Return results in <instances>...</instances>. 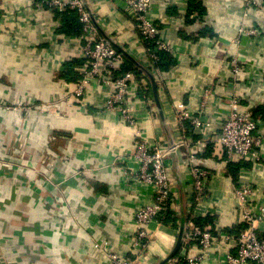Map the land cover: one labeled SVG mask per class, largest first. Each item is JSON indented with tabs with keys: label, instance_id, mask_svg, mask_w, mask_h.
I'll list each match as a JSON object with an SVG mask.
<instances>
[{
	"label": "crops",
	"instance_id": "0c3cea01",
	"mask_svg": "<svg viewBox=\"0 0 264 264\" xmlns=\"http://www.w3.org/2000/svg\"><path fill=\"white\" fill-rule=\"evenodd\" d=\"M96 1H87L88 6ZM202 2L206 14L201 18L192 15L194 23L186 24V0L175 5L169 0H154L151 16L175 48L176 64L163 72L161 85L155 84L162 114L150 82L155 111L150 115L142 111L137 116L142 136L149 142L160 139L169 144L168 134L174 141V106L181 102L195 108L201 90L210 82L217 84L229 72L228 55L237 56L241 65L249 66L242 82L236 83L237 95L252 112L261 108L264 115L263 13L246 14L247 22L257 24L262 20L260 40L245 38L244 46L237 48L233 41L245 8L243 0ZM34 3L35 0H0V160L4 159L0 176L6 174L7 168L24 172V167L27 172L17 175L16 185L9 174L5 181L0 180V264H109L95 243L106 242L110 250L125 254L127 246L121 239L133 229L132 212L152 202L149 188L134 179L139 168V162L131 157L135 153V130L122 125L116 113L105 112L103 99L93 93L86 112L72 111L64 118L2 108L3 97L31 99L36 104L59 100L65 82L59 78L60 72L65 63L76 59L73 43L65 45L51 39L52 18L43 10L34 13ZM99 4L93 15L105 17L102 31L144 65L143 46L136 30L127 24L121 2L106 0ZM10 11L24 12V24L4 20ZM177 18L182 20L178 22ZM203 28L212 31L211 38L190 41L180 35L184 31L196 37ZM225 113L218 99L212 98L209 118L220 124ZM260 123L264 137V122ZM200 139L206 145L189 152L197 160H204L209 169L226 174L228 169L216 153L211 135ZM187 152L188 148L183 147L180 155ZM171 159L178 213L182 208L187 218H212L214 223L207 228L213 233L235 228L236 233L237 228H242L236 227L239 217L232 208V179L225 175L222 180L212 181L207 201L194 207L182 191L180 194L178 182L183 186L190 183L188 174L179 173L181 157ZM237 183L251 185L256 201L264 205V166L239 170ZM263 228L261 225L259 229ZM151 231L152 247L136 264H162L175 244L178 230L154 224ZM211 251L202 264H222L223 253L214 248Z\"/></svg>",
	"mask_w": 264,
	"mask_h": 264
},
{
	"label": "built area",
	"instance_id": "2783aa9c",
	"mask_svg": "<svg viewBox=\"0 0 264 264\" xmlns=\"http://www.w3.org/2000/svg\"><path fill=\"white\" fill-rule=\"evenodd\" d=\"M87 1L91 2V0H35L33 7L34 13L43 10L52 18L51 39H57L65 45L74 44L76 59L82 60V65L77 68L80 79L75 82L65 81L59 100L36 104L31 99L6 100L3 97L2 108L8 112L19 109L26 113L34 111L40 115L64 118L72 111L86 112L89 98L93 93L92 95L97 94L103 99L101 105L105 112L116 113L122 125L135 130L136 139L133 144L135 153L131 157L139 162V168L134 174V179L149 188L152 192V202L136 207L132 212L133 229L121 239V243L127 246L125 254L110 250L106 242L95 243V247L102 249L109 264H136L148 255L152 247L151 226L154 224L163 226L162 221L168 212L178 210L170 174L173 167L171 157L177 155L181 157L179 161L177 159L179 173H186L190 177L188 186H183L180 182L181 191L192 202V206H201L209 197V186L212 181L222 180L225 175L230 179L231 177L228 171L221 174L209 169L206 162L197 160L189 149L206 145L205 142L202 143L200 137L211 135V143L226 167L237 163H247L253 167L264 166L263 129L260 121L254 118L251 109L245 106L242 98L236 93L238 85L236 83L242 82L243 72L248 71L249 66L241 65L237 56L228 55L229 72L217 84L210 82L201 90L195 108L181 102L174 106L172 128L174 141L169 144L160 139L147 141L142 136L137 116L142 111L150 115L155 108L152 98L146 94L149 91L148 79L144 75H136L131 70L121 71L124 63L123 53L108 43L99 32V29L102 30L106 25L105 17L100 16L98 19V16L93 15L95 6L106 0L96 1L92 7L88 6ZM112 1L121 2V8L127 17L126 22L130 28L136 30L138 42L143 46L146 55V63L143 66L149 68L155 84L161 85L163 73L155 67L156 52L164 51L175 57L176 50L168 39L163 37L151 16L154 0ZM169 1L175 5L179 0ZM243 2L245 8L241 12L238 34L233 41L237 48L244 46L245 38L255 42L260 40L263 29L262 20L254 24L252 21L247 22L246 19L247 12H261L264 15L262 0ZM69 11L75 12L82 24L80 36L69 37L58 32L62 25L61 14ZM3 18L20 21L23 25L26 15L24 12L10 11ZM179 20L182 18H177L178 22ZM147 42H150L154 49L145 47ZM212 98H217L226 109L224 120L220 124H215L208 116ZM262 106L264 108V101ZM198 136L199 139L196 138ZM183 147L188 148L185 156L180 155ZM3 160H0V163ZM21 169L24 172L12 168H7L4 172L10 175L13 185L18 181L17 175L27 174L26 168ZM6 174L0 176V180L5 181ZM230 191L232 208L239 217L236 227L242 225V228L236 233L224 229L219 233H213L210 228H200L192 222L193 218H190L184 225L178 254L176 253L177 255L167 264H202L204 258L210 255L212 248L223 253L222 264H264V228L259 229L261 225L264 226V205L256 201L254 188L249 184L237 183Z\"/></svg>",
	"mask_w": 264,
	"mask_h": 264
},
{
	"label": "trees",
	"instance_id": "16d2710c",
	"mask_svg": "<svg viewBox=\"0 0 264 264\" xmlns=\"http://www.w3.org/2000/svg\"><path fill=\"white\" fill-rule=\"evenodd\" d=\"M186 1H187L186 24L194 23V20L196 18H201L203 15L206 14V10H205L202 0H186ZM192 15L196 17L194 18V20L190 18L192 17ZM61 18H62V25L59 28V31H58L59 33H62L65 36H69V37L70 36L71 37L80 36L82 34V29H83L82 24L79 22L78 16L76 15L75 12H70V11L65 12L61 14ZM205 28H203V30L200 31L198 33V36L196 37L189 36L185 34L184 31H180V35L183 38H186L190 41L197 40L199 39V37L211 38L213 35L212 31L210 29H205ZM145 47L154 49V46L150 42L145 43ZM156 56H157V61L155 63V67H157L162 73L171 69L176 64L175 58L167 52L157 51ZM123 58H124V63L121 67L122 68L121 71L124 72V71L131 70L136 75H144L145 78L148 79V82L150 84L151 79L145 70H142L141 68H139V66H137L134 63V61H132L130 58H128L124 54H123ZM81 65H82V60H79V59H75L73 61L65 63L64 70L60 72L59 78L63 79L66 82H75L79 80L80 75L77 71V68H79ZM145 69L149 71V68L148 69L145 68ZM146 94L151 98L150 87H149V91H147ZM252 114L256 119L258 118L260 119V121L264 122L263 110L261 108L253 110ZM250 167H251V164H247V163L230 164L227 167L228 174L230 175L234 185H236L238 181V171L242 169H247ZM189 219L190 217L187 218V216L184 213L183 214H181V212L178 213V210L170 211L168 212L167 217L162 221V224L165 227L179 230L182 220L185 225ZM192 222L198 225L200 228L205 229L207 227H211V225H213L214 223V220L212 218L198 219V220L192 219ZM235 229H228V232L232 233ZM239 229L240 228H237V230ZM178 264H182V263H178Z\"/></svg>",
	"mask_w": 264,
	"mask_h": 264
},
{
	"label": "water",
	"instance_id": "95a60500",
	"mask_svg": "<svg viewBox=\"0 0 264 264\" xmlns=\"http://www.w3.org/2000/svg\"><path fill=\"white\" fill-rule=\"evenodd\" d=\"M99 32L100 34L104 37V39L110 43L112 46H114L115 48L119 49L125 56H127L128 58H130L132 61H134V63L139 66V68H141L142 70H145L146 73L149 75L150 79H151V82H152V90H153V95H154V99H155V102H156V105H157V108H158V112L160 114H162V109H161V106H160V103H159V100H158V97H157V94H156V85H155V82L153 80V77L152 75L150 74L149 71H147L143 65L141 63H139L136 59H134L132 56H130L128 53H126L124 50L118 48V46L114 43L113 39L108 37L101 29H99ZM168 139H169V142L172 143V140H171V137L170 135L168 134ZM179 177V176H178ZM179 180V179H178ZM179 184V189H180V194H181V183L180 181L178 182ZM182 206V205H181ZM181 214H183V209L181 208ZM183 232H184V223H183V220L180 224V227H179V230H178V234H177V237H176V241H175V244L170 252V254L162 261V264H166L168 263V261H170L175 255L176 253L178 252L179 248H180V245H181V241H182V236H183Z\"/></svg>",
	"mask_w": 264,
	"mask_h": 264
},
{
	"label": "rangeland",
	"instance_id": "374dc122",
	"mask_svg": "<svg viewBox=\"0 0 264 264\" xmlns=\"http://www.w3.org/2000/svg\"><path fill=\"white\" fill-rule=\"evenodd\" d=\"M154 111H155V108H154Z\"/></svg>",
	"mask_w": 264,
	"mask_h": 264
}]
</instances>
